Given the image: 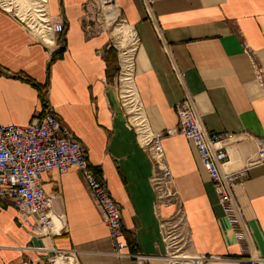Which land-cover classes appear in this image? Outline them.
Masks as SVG:
<instances>
[{"label":"crops","instance_id":"0c3cea01","mask_svg":"<svg viewBox=\"0 0 264 264\" xmlns=\"http://www.w3.org/2000/svg\"><path fill=\"white\" fill-rule=\"evenodd\" d=\"M150 1L206 130L239 136L224 143L229 156L225 170L241 169L255 152L253 140L243 134L264 141V0ZM85 2L47 0V14L62 15L65 21L58 39L61 49L40 44L0 9V126H25L49 104L61 129L84 148L89 166L120 207L126 244L122 264H174L165 240L171 227L176 234L183 232L189 244L179 255L194 257L199 264H248L246 249L264 257V164L250 166L236 188L250 247L235 238L194 146L179 134L162 142L176 194L161 200L152 179L156 167L127 127L116 96L117 55L106 49L114 39L105 33L86 36ZM98 2L103 11V0ZM114 7L115 20H104L111 26L121 19L119 27L130 31L128 39L116 32L115 41L121 58L133 52L132 88L150 130L176 127L175 105L184 90L143 0H116ZM38 38L52 43L48 35ZM42 186L46 193L59 195L51 207L59 218L55 231L38 237L20 227L13 206L0 200V264H48L56 251L72 252L74 264H118L79 172H50L42 177Z\"/></svg>","mask_w":264,"mask_h":264},{"label":"built area","instance_id":"2783aa9c","mask_svg":"<svg viewBox=\"0 0 264 264\" xmlns=\"http://www.w3.org/2000/svg\"><path fill=\"white\" fill-rule=\"evenodd\" d=\"M89 1L86 0L87 5ZM110 1L116 6V0ZM45 3L47 5V0ZM143 4L147 17L168 56L172 72L184 90V96L175 105L178 118L177 126L158 133L152 132L144 117L136 92L132 88L134 59L125 61L121 58V51L115 44H107V50L113 48L117 51L118 73L115 92L119 105L126 116V125L134 131L139 147L149 154L156 167V173L152 179L156 184L157 195L163 201L175 196L176 192L173 190L172 173L164 155L162 142L164 139L178 134L190 141L212 184L217 203L235 238L250 247L251 237L242 206L236 196V188L242 185L250 166L264 164V141L244 133L243 136L246 139L253 140L255 146L253 156L241 169L237 171L225 170L229 156L224 143H232L239 136L236 134H215L206 130L194 99L184 87L183 74L174 64L169 54V48L161 37L152 14L151 1L143 0ZM0 9L17 21L40 44L48 48L61 49L58 39L65 30V21L62 15L50 16L48 13L47 18L43 21L45 34L52 39L51 44H46L40 38L35 37L28 24L14 12L4 10L1 5ZM85 10L84 5L83 11ZM119 20L124 23L121 19ZM90 28L89 25L85 27L87 34L93 32ZM43 107L42 113L25 126L14 124L0 126V200L13 206L15 220L20 227L30 230L38 237L49 236L55 231V220H59L51 211L52 204L59 198V195L45 192L42 186V177L50 172H57L61 176L70 168L76 169L86 183L92 200L108 230L110 243L115 250L114 255L119 260L118 264H122L124 255L121 251L125 249L126 244L122 241L124 231L119 205L110 197L105 182L89 166L84 148L73 138L71 133L61 129L59 119L52 113L47 102ZM62 229V231L67 230L66 228ZM246 252L248 253L246 260L248 264H264V257L256 256L252 250L246 249ZM73 258L72 252L56 251L55 255L48 260V264H55L58 261L74 264ZM31 263L33 264V262Z\"/></svg>","mask_w":264,"mask_h":264},{"label":"bare ground","instance_id":"6f19581e","mask_svg":"<svg viewBox=\"0 0 264 264\" xmlns=\"http://www.w3.org/2000/svg\"><path fill=\"white\" fill-rule=\"evenodd\" d=\"M103 16L108 24H111L116 16L117 10L110 0H103ZM44 0H0L1 7L8 11L14 12L22 21L26 22L31 28V32L36 37H44L45 31L43 29V21L47 18V11L45 9ZM121 34L127 39L129 31L126 27H122ZM125 61L134 59L133 52H126L124 55ZM174 264H199L194 257L190 256H173L171 257ZM55 264H66L64 262H57Z\"/></svg>","mask_w":264,"mask_h":264},{"label":"rangeland","instance_id":"374dc122","mask_svg":"<svg viewBox=\"0 0 264 264\" xmlns=\"http://www.w3.org/2000/svg\"><path fill=\"white\" fill-rule=\"evenodd\" d=\"M104 3V2H103ZM85 5L86 10L84 11L86 14H84V21L83 23V28H85L86 26H90L93 30L92 33L90 34H86L87 37H92V36H96L98 34H102L105 33L107 35H111V37L114 39V44L118 47L116 40V32L121 33L119 29H121L119 27V24L121 23L120 20H117V22H115V24L108 26L105 23L104 17L102 15V8L100 3L98 2V0H90L88 5L87 2L84 3L82 5V9L83 6ZM107 6V5H105ZM103 6V7H105ZM119 27V28H118ZM129 31V30H128ZM130 33V31H129ZM131 34H129L130 37ZM126 39V38H125ZM124 39V42H126V40ZM128 39V38H127ZM113 52H115V56H116V50L111 48ZM133 49V47H132ZM117 96V94H116ZM178 222V228L180 230V232L182 231V222L179 220H177ZM175 229L171 228H167L166 230V234H165V240L168 243V250L169 253L172 254L173 256H177L179 254L184 253L185 251L189 250V244L187 243L186 238H184L183 232L176 234L174 232Z\"/></svg>","mask_w":264,"mask_h":264},{"label":"trees","instance_id":"16d2710c","mask_svg":"<svg viewBox=\"0 0 264 264\" xmlns=\"http://www.w3.org/2000/svg\"><path fill=\"white\" fill-rule=\"evenodd\" d=\"M109 52H110V53H114V56H113V57H115V52H113V51H112V49H110V51H109Z\"/></svg>","mask_w":264,"mask_h":264}]
</instances>
